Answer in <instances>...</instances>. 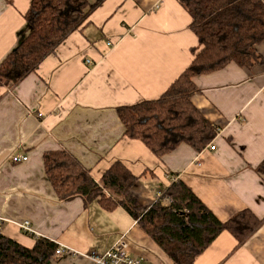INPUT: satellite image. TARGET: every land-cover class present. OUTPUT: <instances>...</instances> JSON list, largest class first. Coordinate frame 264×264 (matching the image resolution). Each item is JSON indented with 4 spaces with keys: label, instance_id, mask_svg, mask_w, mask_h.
I'll return each mask as SVG.
<instances>
[{
    "label": "crops",
    "instance_id": "crops-1",
    "mask_svg": "<svg viewBox=\"0 0 264 264\" xmlns=\"http://www.w3.org/2000/svg\"><path fill=\"white\" fill-rule=\"evenodd\" d=\"M30 2L0 0V63L29 32ZM189 22L178 0H103L32 73L0 86V235L31 247L35 238L18 227L28 222L70 249L48 264H93L84 254H102L121 238L132 256L172 264L122 208L59 201L42 161L53 150L77 159L95 182L122 163L139 177L132 194L145 208L182 181L221 222L243 210L264 219V173L256 171L264 162V41L260 64L196 79L192 103L220 128L214 151L181 145L157 158L123 134L116 109L159 98L191 61L198 43ZM12 155L27 160L15 164ZM193 264H264V223L239 246L220 234Z\"/></svg>",
    "mask_w": 264,
    "mask_h": 264
},
{
    "label": "trees",
    "instance_id": "trees-1",
    "mask_svg": "<svg viewBox=\"0 0 264 264\" xmlns=\"http://www.w3.org/2000/svg\"><path fill=\"white\" fill-rule=\"evenodd\" d=\"M102 1L31 0L23 15L29 32L0 63V86L13 88L32 73L66 37L83 26ZM178 2L190 17L188 28L198 43L191 50V61L159 98L116 109L124 136L141 142L157 158L181 145L200 153L220 133L192 103L199 91L198 77L231 64L250 69L262 61L256 50L264 41L262 0ZM42 161L59 201L79 198L85 206L96 203L107 213L122 208L172 264H193L222 233L242 245L264 223L250 210L219 221L182 181L165 188L145 208L132 194L139 177L120 162L113 163L95 182L90 171L66 151L45 152ZM256 171L264 173V162ZM29 237L35 238L31 247L0 235V264H48L54 259L57 244Z\"/></svg>",
    "mask_w": 264,
    "mask_h": 264
},
{
    "label": "built area",
    "instance_id": "built-area-1",
    "mask_svg": "<svg viewBox=\"0 0 264 264\" xmlns=\"http://www.w3.org/2000/svg\"><path fill=\"white\" fill-rule=\"evenodd\" d=\"M87 65H91V62L87 61ZM207 148L210 151H214L216 149L213 143H211ZM10 160L13 163L17 164L25 162L27 160V157L12 155L10 157ZM1 222L2 220L0 219V234ZM18 227L21 232L28 236H34L36 238L41 237L34 230L31 229L28 222L18 224ZM69 250L70 249L65 246L57 245L56 255H63ZM84 256L89 258L93 262V264H151L141 258L132 256L125 238L119 239L112 247H110L106 252L102 254H98L96 252H89L87 254H84Z\"/></svg>",
    "mask_w": 264,
    "mask_h": 264
},
{
    "label": "rangeland",
    "instance_id": "rangeland-1",
    "mask_svg": "<svg viewBox=\"0 0 264 264\" xmlns=\"http://www.w3.org/2000/svg\"><path fill=\"white\" fill-rule=\"evenodd\" d=\"M161 193H162V192H158V194H157V195H158V196H160V195H161ZM158 196H156V197L153 199L152 203H154L155 199H156Z\"/></svg>",
    "mask_w": 264,
    "mask_h": 264
}]
</instances>
